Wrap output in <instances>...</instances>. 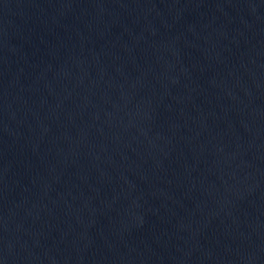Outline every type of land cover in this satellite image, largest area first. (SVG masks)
Instances as JSON below:
<instances>
[{
    "label": "water",
    "instance_id": "water-1",
    "mask_svg": "<svg viewBox=\"0 0 264 264\" xmlns=\"http://www.w3.org/2000/svg\"><path fill=\"white\" fill-rule=\"evenodd\" d=\"M6 264H264V98Z\"/></svg>",
    "mask_w": 264,
    "mask_h": 264
}]
</instances>
